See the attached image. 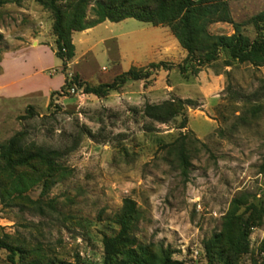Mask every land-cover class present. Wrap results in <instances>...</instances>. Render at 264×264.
I'll return each mask as SVG.
<instances>
[{"label": "rangeland", "instance_id": "1", "mask_svg": "<svg viewBox=\"0 0 264 264\" xmlns=\"http://www.w3.org/2000/svg\"><path fill=\"white\" fill-rule=\"evenodd\" d=\"M5 2L0 146L21 132L27 147L59 150L67 168L48 187L39 183L8 205L0 201V238L19 249L16 263L104 264L103 237L118 233L115 215L129 197L141 213L132 235L158 256L207 264L205 242L223 232L232 215L254 221L237 264H264V66L238 63L222 52L196 69L184 62L186 52L168 27L129 19L85 36L91 48L83 57L78 33L82 58L63 69L54 56L51 12L36 0ZM228 6L253 40L250 19L264 10V0H228ZM86 14L90 19L89 7ZM208 31L234 33L227 23ZM112 36L117 39L100 41ZM159 62L165 68L147 81H127L102 98L74 85L62 89L74 76L96 86L132 66ZM52 92L58 93L50 101ZM177 99L193 104L165 124L144 114L147 104ZM29 106L34 116L24 119ZM180 142L186 162L178 154ZM0 264H10L2 249Z\"/></svg>", "mask_w": 264, "mask_h": 264}, {"label": "trees", "instance_id": "2", "mask_svg": "<svg viewBox=\"0 0 264 264\" xmlns=\"http://www.w3.org/2000/svg\"><path fill=\"white\" fill-rule=\"evenodd\" d=\"M51 12L53 17L52 33L55 37L54 56L61 62L63 69L74 57L72 33L91 29L104 21L118 23L134 19L152 26L168 27L171 35L186 52L184 62L194 63L196 69L216 61L224 52L232 61L248 63L252 67L264 66V10L250 19L256 36L249 40L241 32L242 25L231 17L228 0H36ZM0 0V8L5 4ZM89 7L91 18L86 10ZM214 23H227L234 33L230 36L213 35L208 26ZM2 35L0 34V43ZM230 63L226 62L228 66ZM165 68V63H151L143 68L131 67L116 76L111 83L90 86L80 82L77 76L65 81L62 89L76 86L83 93L97 98L105 97L110 91H116L127 81H147L154 70ZM179 73L185 68L178 66ZM58 92L50 94V101ZM191 100H168L159 105L145 106L147 118L165 124L175 118L184 106H190ZM51 105V103L49 104ZM34 116L32 107L25 110L24 119ZM183 118L179 129L185 128ZM186 135L181 134L183 140ZM174 142L171 145H175ZM184 143L180 142L178 154L182 162ZM61 152L42 146L27 147L23 143L21 132L13 135L0 146V201L8 205L15 198H21L34 185L42 183L48 187L62 179L67 168L60 162ZM136 203L129 197L122 199V206L115 215V224L119 227L113 237H103L104 264H180L169 257L158 256L149 246L140 244L132 231L140 217ZM250 222V224L248 223ZM253 219L243 220L228 216L223 232L212 236L204 244L207 264H237L239 256L248 250L247 230ZM0 249L7 252L10 264H17V247L0 238ZM30 264H38L32 262ZM60 264H72L64 263ZM77 264V263H75Z\"/></svg>", "mask_w": 264, "mask_h": 264}, {"label": "crops", "instance_id": "3", "mask_svg": "<svg viewBox=\"0 0 264 264\" xmlns=\"http://www.w3.org/2000/svg\"><path fill=\"white\" fill-rule=\"evenodd\" d=\"M127 21H129V19H126V20H123V21H121L122 23H125V22H127ZM119 23V22H118ZM148 24V23H147ZM115 25H117L116 23H111V22H109V21H104L103 23H101V24H98L97 26H95V27H93V28H91V29H87V30H85V31H82V32H74L73 34H72V36H71V38H72V43H73V45H74V57H73V60H75V61H78L80 58H82L85 54H87L88 52H89V50H90V46H89V44H90V40H87L86 38H85V36H87L89 33H91V32H93L95 29H97V28H99V27H101V26H104V27H114ZM78 33H80V35L78 36V38H77V42L79 43V46H80V51H81V56L82 57H78L77 58V43H76V41H75V36L78 34ZM117 39V37L115 36H112V37H107V38H102V39H100V41L101 42H105V41H115ZM132 67H135V66H132ZM131 68V67H130ZM64 82V81H63ZM63 82L60 84V86L63 84ZM59 86V87H60Z\"/></svg>", "mask_w": 264, "mask_h": 264}]
</instances>
